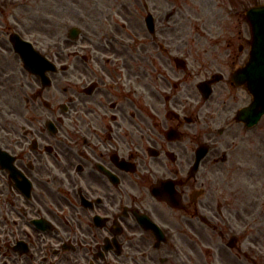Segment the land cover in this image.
<instances>
[{"label": "flooded vegetation", "instance_id": "obj_1", "mask_svg": "<svg viewBox=\"0 0 264 264\" xmlns=\"http://www.w3.org/2000/svg\"><path fill=\"white\" fill-rule=\"evenodd\" d=\"M221 2L204 42L183 35L182 3L146 0L155 31L139 48L132 16L68 0L84 33L62 56L38 27L65 2L0 0V264H260L243 243L264 222V181H246L264 149L250 166L236 77L252 37L247 7ZM16 34L61 73L35 72Z\"/></svg>", "mask_w": 264, "mask_h": 264}, {"label": "rangeland", "instance_id": "obj_2", "mask_svg": "<svg viewBox=\"0 0 264 264\" xmlns=\"http://www.w3.org/2000/svg\"><path fill=\"white\" fill-rule=\"evenodd\" d=\"M81 1V0H80ZM87 7L92 8L94 10L103 9H115L114 13L118 10H120L122 16H132V36L135 37L137 46L141 48L142 46H145V39L148 38L149 33L145 26L144 17L146 15V10L144 7V0H83ZM170 3L178 2L181 4L180 12L183 15V35L185 38H197L200 41H208V39L214 38L215 29H214V17L211 16V13L209 11L210 8H212L213 5H215V2L217 4H222L221 1L223 0H163ZM60 2H65V6L59 7L56 6V12H45L41 13L47 18L40 15L41 21H45L46 19H49V23L41 22L40 27H38L39 30H41L42 37H52L55 40L62 41L63 39L67 38L68 30H69V24L71 22H68V16L69 13L67 12L69 5L68 0H56L57 4H60ZM74 2V1H73ZM264 2V0H231L232 7H240V6H250L255 3ZM40 5H46L47 3H42ZM81 6V2L78 4ZM65 7V8H64ZM78 7V6H75ZM55 9V8H54ZM105 23H101L100 27L98 28L99 32H101L102 27L106 25L109 21L106 19L104 20ZM120 21V32L124 34H128L130 31L129 25L126 24L125 27H123V19L119 18ZM224 22V21H223ZM72 24V23H71ZM226 23L223 24L225 26ZM123 28H122V27ZM116 28V27H115ZM114 26L111 27V30L115 29ZM105 30L109 31V28L105 27ZM110 30V31H111ZM220 33L224 32L223 30H218ZM225 33V32H224ZM54 34V35H53ZM62 39V40H61ZM142 41V45L141 42ZM206 41V42H207ZM64 43V41H63ZM118 46V44H117ZM75 47L73 46V49ZM206 54V53H205ZM211 56H214L212 54H201V60L205 61L204 64H208L209 59ZM64 56V53L62 54ZM140 69H143V66L140 67ZM63 75V74H62ZM60 74V76H62ZM57 85L59 86V80ZM247 98V97H246ZM250 140L252 139L253 142H250V140L247 142V150L244 149V158L248 160L249 165L257 166L258 165V157L257 152L262 151L264 149V120L260 124L259 127H257L255 130L250 131L249 134ZM262 147V148H261ZM248 177L246 181L253 182L257 178V171L249 170L248 171ZM264 177V176H263ZM260 236V238H257L259 243L264 245V226H262L261 229L256 231Z\"/></svg>", "mask_w": 264, "mask_h": 264}, {"label": "water", "instance_id": "obj_3", "mask_svg": "<svg viewBox=\"0 0 264 264\" xmlns=\"http://www.w3.org/2000/svg\"><path fill=\"white\" fill-rule=\"evenodd\" d=\"M248 14L254 29V43L250 61L244 68V77L254 94L252 106L257 108L258 103H264V4L254 6Z\"/></svg>", "mask_w": 264, "mask_h": 264}]
</instances>
